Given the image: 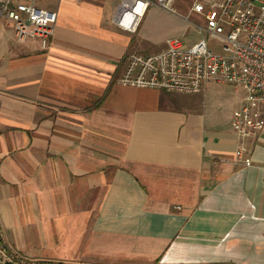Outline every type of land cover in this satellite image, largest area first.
<instances>
[{
  "label": "crops",
  "instance_id": "1",
  "mask_svg": "<svg viewBox=\"0 0 264 264\" xmlns=\"http://www.w3.org/2000/svg\"><path fill=\"white\" fill-rule=\"evenodd\" d=\"M52 1L45 49L0 33V263L264 264V129L247 167L243 93L118 83L130 53L198 40L194 0L181 17L148 0L133 34L111 23L121 0Z\"/></svg>",
  "mask_w": 264,
  "mask_h": 264
},
{
  "label": "built area",
  "instance_id": "2",
  "mask_svg": "<svg viewBox=\"0 0 264 264\" xmlns=\"http://www.w3.org/2000/svg\"><path fill=\"white\" fill-rule=\"evenodd\" d=\"M150 4L148 0H121L111 23L133 34ZM154 4L181 17L174 0H155ZM190 11L203 21L197 24L183 18L198 40L186 47L182 39L171 38L161 51L147 55L130 53L118 83L181 94H198L208 83H226L241 90V105L232 118L231 128L237 141L236 159L248 167L244 141L264 129L261 110L264 107V0H194ZM0 19L11 26L17 44L32 40L45 49L57 13L45 8L39 0H0ZM0 264L25 263L10 258Z\"/></svg>",
  "mask_w": 264,
  "mask_h": 264
},
{
  "label": "rangeland",
  "instance_id": "3",
  "mask_svg": "<svg viewBox=\"0 0 264 264\" xmlns=\"http://www.w3.org/2000/svg\"><path fill=\"white\" fill-rule=\"evenodd\" d=\"M39 3H41L43 6H45V8H47L49 10H51V9L53 10L56 7L54 1H52V0H39ZM191 20H192L191 22H194V23H197V24H203L202 18L199 17V16L197 18H194V19H191ZM0 33H1L2 40L4 42L12 39V37H13L12 36L13 35V30L10 27H7L6 22L4 20H2V19H0ZM188 39H190V37ZM196 40H197V38H196ZM211 44H212V42H211ZM132 53H135V52H132ZM150 53L151 52H145L144 54H141V55H147V54H150Z\"/></svg>",
  "mask_w": 264,
  "mask_h": 264
}]
</instances>
